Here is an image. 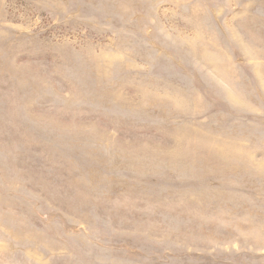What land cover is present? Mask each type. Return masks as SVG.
<instances>
[{"label": "rangeland", "instance_id": "obj_1", "mask_svg": "<svg viewBox=\"0 0 264 264\" xmlns=\"http://www.w3.org/2000/svg\"><path fill=\"white\" fill-rule=\"evenodd\" d=\"M0 264H264V0H0Z\"/></svg>", "mask_w": 264, "mask_h": 264}]
</instances>
